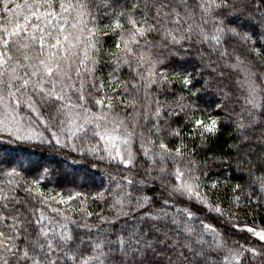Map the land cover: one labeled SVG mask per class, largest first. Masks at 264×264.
<instances>
[{
    "label": "snow or ice",
    "instance_id": "1",
    "mask_svg": "<svg viewBox=\"0 0 264 264\" xmlns=\"http://www.w3.org/2000/svg\"><path fill=\"white\" fill-rule=\"evenodd\" d=\"M110 35L115 51L105 47ZM194 48L237 74L241 107L228 120L239 142L230 147L244 154L247 198L259 203L264 0H0V264H264V228L245 226L255 241L230 244L175 199L207 203L172 118L202 137L220 129L218 114L193 119L210 81L195 68L165 66V50L185 60ZM173 138L180 144L169 147ZM40 145L130 173L109 172L110 186L94 197L107 214L42 191L50 169L20 156ZM257 150L261 165L252 164Z\"/></svg>",
    "mask_w": 264,
    "mask_h": 264
},
{
    "label": "trees",
    "instance_id": "2",
    "mask_svg": "<svg viewBox=\"0 0 264 264\" xmlns=\"http://www.w3.org/2000/svg\"><path fill=\"white\" fill-rule=\"evenodd\" d=\"M150 39H158V37L153 35ZM115 43L114 36L105 37L106 48L115 51ZM165 56V66L169 73L173 69L181 67L189 70L195 68L200 76L211 83L207 94L200 99L199 110L196 111L193 119L207 120L208 116L218 114L220 122V129L215 135L205 133L202 137L199 129L193 130L192 124L188 123L185 127L187 122L183 117L172 118V127L183 129V144L187 146L190 154H194V159L199 164L200 191L207 196L211 206H218L224 212V216H220L219 213L209 210L207 217L202 220L215 226L220 225V231L226 233L230 244L234 241L243 243L245 240L254 242L255 240L241 228H245V226L264 228V200L257 203L255 196L250 200L247 198L250 191L248 185L251 183L248 164L244 162L243 153L238 154L235 147H230L239 142V137L234 135V127L228 120L234 110L239 111L241 107L239 100L241 92L237 85V74L224 68L222 63L216 62L215 56L212 57L211 64L207 54L202 60L195 48L192 49V55L185 60L176 56H168L166 50ZM258 64H264V60L258 61ZM214 67L216 71H213ZM221 71L224 72L222 77L218 75ZM106 74L107 69H105ZM171 87L178 92L181 85L176 83ZM166 95L171 99V91ZM216 102H220V108L215 107ZM45 134L47 135V133ZM180 141L181 138H173L169 147L178 146ZM20 156L24 160L25 166H27L28 160H31L36 166L45 165L50 169L44 174L40 184L46 195L56 196L57 201L61 196L73 195L74 199L69 203L74 209L78 211L79 207H82L94 214L102 211L107 214L104 201L99 198L94 199V197L98 192H102L110 186L108 173L110 172L117 179L130 175L123 170L122 166L118 168L116 165H112L111 168L101 165L99 168L93 169L86 160L77 157L76 153L63 154L58 150L54 151L48 145L28 149L27 152L20 153ZM259 156L260 153L257 150L252 159L253 165L262 164ZM88 159L91 160L92 157L90 156ZM85 175H87V179H84ZM237 185L240 187L237 188ZM76 192H80L82 195L75 196ZM156 194L159 195L158 189H156ZM165 196H167L166 193ZM237 196L240 197L239 200L236 199ZM56 206L66 207V205L59 204ZM92 219H96L95 215ZM199 220L201 219H197V224H199Z\"/></svg>",
    "mask_w": 264,
    "mask_h": 264
},
{
    "label": "rangeland",
    "instance_id": "3",
    "mask_svg": "<svg viewBox=\"0 0 264 264\" xmlns=\"http://www.w3.org/2000/svg\"><path fill=\"white\" fill-rule=\"evenodd\" d=\"M70 178H72L70 175H69ZM69 178V179H70ZM73 179V178H72ZM201 196L202 197H205L206 200H207V203L206 204H201L197 201H195L194 199L192 201H189L188 199L186 198H183V197H176V202H177V205L181 208H184V207H188L191 209V211L195 214V217L197 219H204L207 217V213L209 212V206H211V204L209 203V200L207 199V196L204 195L201 191ZM167 194V193H166ZM218 225V224H216ZM219 230H220V225L216 226ZM241 230H245V232L253 239L255 240V237H252L250 233H248L246 231V228H241Z\"/></svg>",
    "mask_w": 264,
    "mask_h": 264
}]
</instances>
